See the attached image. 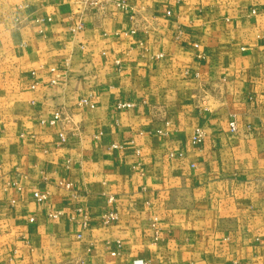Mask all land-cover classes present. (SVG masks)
<instances>
[{
  "label": "crops",
  "instance_id": "0c3cea01",
  "mask_svg": "<svg viewBox=\"0 0 264 264\" xmlns=\"http://www.w3.org/2000/svg\"><path fill=\"white\" fill-rule=\"evenodd\" d=\"M73 10L0 0V264H264V0Z\"/></svg>",
  "mask_w": 264,
  "mask_h": 264
},
{
  "label": "built area",
  "instance_id": "2783aa9c",
  "mask_svg": "<svg viewBox=\"0 0 264 264\" xmlns=\"http://www.w3.org/2000/svg\"><path fill=\"white\" fill-rule=\"evenodd\" d=\"M74 10L73 13L70 15V18L73 21V25H72V31L73 32H78L82 29L85 28L86 24H85V17L89 14H104L107 11V7L108 5L111 3V0H68ZM117 6L119 7H125L124 3H116ZM50 72L53 74V78L51 79L50 83L55 85L59 82V79L61 77V73L59 71H57V69L55 68H51ZM33 76H35V73L32 74ZM40 85L39 81H35V83L32 85V88H36ZM82 105L84 106H93L92 101L89 98H85L82 100ZM132 103L130 102H125V103H119V107L120 108H130L132 107ZM63 113L61 111H57L55 113L54 118H52L51 120H49V124L56 126L59 123H61V121L63 120ZM230 132L231 133H235L238 131V126L236 121H232L230 122ZM207 133L206 131L201 128L198 127L195 129L194 135L192 137V142L194 144H201L204 139L206 138ZM59 137L61 139V142H66L68 139V133L67 131H65L64 129H62L59 132ZM174 155V154H171ZM179 156L183 157L184 154L180 153ZM14 186L18 187V190H22V187L20 185H18V183L14 182L13 183ZM35 197L37 199H39L40 201L42 200H46L48 198V196L46 194H41L39 192H35L34 193ZM79 213L81 214V219H80V225L82 226V229L85 230L88 228L89 225V215L87 214V212L83 209L80 208ZM59 213H54L52 215H50L52 218H58L59 217ZM117 219V214L116 213H110L109 215L106 216L105 218V223L108 224L113 220ZM33 220V219H32ZM83 238V233L80 232L78 234V239H82ZM117 253H113V255H116ZM73 264H87V262L82 259V258H76L73 261ZM135 264H149V261L146 260H136Z\"/></svg>",
  "mask_w": 264,
  "mask_h": 264
}]
</instances>
